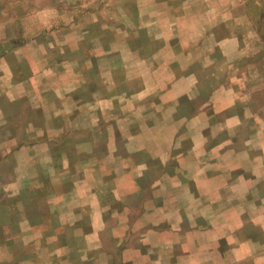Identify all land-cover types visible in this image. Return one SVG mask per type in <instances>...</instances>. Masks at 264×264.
<instances>
[{"label":"rangeland","instance_id":"374dc122","mask_svg":"<svg viewBox=\"0 0 264 264\" xmlns=\"http://www.w3.org/2000/svg\"><path fill=\"white\" fill-rule=\"evenodd\" d=\"M220 260L264 264V0H0V264Z\"/></svg>","mask_w":264,"mask_h":264},{"label":"crops","instance_id":"0c3cea01","mask_svg":"<svg viewBox=\"0 0 264 264\" xmlns=\"http://www.w3.org/2000/svg\"><path fill=\"white\" fill-rule=\"evenodd\" d=\"M255 239L256 237H253V236H248L246 235V240H245V243H244V246L243 245H240V249H239V252H242V250H245V253L246 254H249V253H253L255 251V247L257 248L258 246H255L254 243H255ZM263 243V241H262ZM261 244V242H260ZM239 247V245H237ZM217 248V247H216ZM222 249H220V254H222ZM258 250V249H256ZM191 259H196L195 258V254L191 253ZM186 261V260H185ZM187 263V261H186ZM193 263V261H192ZM225 262H221V260L219 261V264H224Z\"/></svg>","mask_w":264,"mask_h":264}]
</instances>
